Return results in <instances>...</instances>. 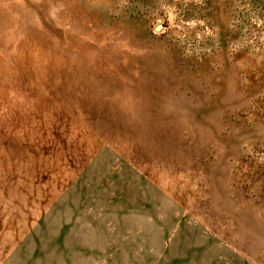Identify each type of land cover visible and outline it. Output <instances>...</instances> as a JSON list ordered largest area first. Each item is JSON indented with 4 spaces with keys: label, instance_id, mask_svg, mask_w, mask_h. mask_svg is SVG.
<instances>
[{
    "label": "rangeland",
    "instance_id": "obj_1",
    "mask_svg": "<svg viewBox=\"0 0 264 264\" xmlns=\"http://www.w3.org/2000/svg\"><path fill=\"white\" fill-rule=\"evenodd\" d=\"M0 264H264V0H0Z\"/></svg>",
    "mask_w": 264,
    "mask_h": 264
}]
</instances>
